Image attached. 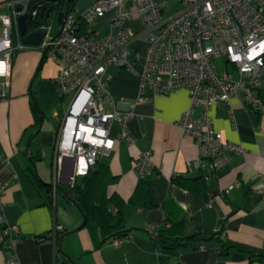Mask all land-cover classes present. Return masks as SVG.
Masks as SVG:
<instances>
[{"label":"crops","instance_id":"obj_1","mask_svg":"<svg viewBox=\"0 0 264 264\" xmlns=\"http://www.w3.org/2000/svg\"><path fill=\"white\" fill-rule=\"evenodd\" d=\"M94 1L77 0L75 9ZM111 18L109 11L88 28L105 31ZM123 25L133 36L130 51L142 52L146 43L140 38L141 20L135 16ZM60 26L53 23L54 30ZM29 57L27 53L16 54L9 83L0 80V212L19 227L22 241L16 254L21 264H60L68 259L73 264H264L260 258H264V112L247 108L238 99L210 109L215 128L226 140L245 149L212 172L197 140L176 125L190 105L188 90L177 89L166 95H156L151 90L142 93L136 73L109 65L111 98L106 106L133 111L127 126L135 142L119 141L105 158L116 176L107 193L125 201L122 214L126 226L133 230L118 243L115 238L104 241L100 228L82 226L86 219L76 204L58 207V192L68 198L58 187L69 184L61 182L54 188L55 143L68 107L63 115L57 110L52 113L56 127L50 124L49 113L58 106V98L62 103L67 99L70 103V98L60 95L54 83L57 63L52 76L43 69L45 61L35 72ZM260 93L264 98V78ZM35 105L44 116L39 127L35 126ZM118 131L119 125L115 124L112 135ZM33 133L36 135L30 138ZM144 150L152 151L156 167L149 180L138 179L133 171L134 159ZM33 160L39 176L53 187L52 205L45 202L25 170ZM179 178H202L207 188L192 190L173 180ZM149 190L152 206L146 202ZM168 201L184 217L187 234L223 231L222 238L231 246L229 252L222 255L217 241L198 249L161 247L150 233H155L165 220L164 204ZM68 210H72L71 216ZM111 210L117 211L113 206ZM56 224L62 230L50 235ZM3 226L0 224V230ZM44 235L48 237L36 238ZM57 238L61 252H57ZM6 256L7 252L0 249V264Z\"/></svg>","mask_w":264,"mask_h":264},{"label":"built area","instance_id":"obj_2","mask_svg":"<svg viewBox=\"0 0 264 264\" xmlns=\"http://www.w3.org/2000/svg\"><path fill=\"white\" fill-rule=\"evenodd\" d=\"M32 1L0 2V80L9 83L17 52L32 46L44 50L46 57L57 63L53 80L70 103L57 131L55 189L61 182L73 186L96 168L99 159L109 156L119 141L135 142L127 126L133 111L106 106L111 98L107 72L111 64L136 73L142 93L151 90L166 95L188 90L190 105L176 125L197 140L212 172L245 152L215 128L210 109L238 99L245 107L264 112L260 93L264 0H180L181 8L173 13L168 10L170 0H95L90 6L66 12L58 31L52 23L34 29L44 31V36L38 45H28L23 42L18 19L28 13L34 19L38 8H30ZM109 11L112 18L107 30L88 28ZM135 16L143 24L140 38L146 47L132 53L129 45L133 36L123 23ZM82 22L87 24L85 32L79 30ZM219 58L225 60L222 70L216 65ZM115 124L119 131L113 136ZM133 171L140 180L155 175L151 150L140 152L133 161ZM0 224L4 225L0 249L7 252L1 264H21L16 254L22 241L18 225L9 223L2 212ZM60 230L62 226L56 224L50 235ZM120 240L114 239L117 243Z\"/></svg>","mask_w":264,"mask_h":264},{"label":"trees","instance_id":"obj_3","mask_svg":"<svg viewBox=\"0 0 264 264\" xmlns=\"http://www.w3.org/2000/svg\"><path fill=\"white\" fill-rule=\"evenodd\" d=\"M76 1L77 0H56L52 2L51 0H33L30 8L33 9L34 6L37 5L38 13L29 23L28 32L47 23L53 24L57 22V25H61L65 13L75 9ZM50 8L53 9L50 11ZM79 30L80 32L87 31V24L82 22ZM46 58V54H44L42 62H44ZM35 108V126L39 127L42 123L43 113L36 105ZM35 135L36 133H33L30 138ZM25 170L31 181L37 186L41 195L45 198V202L52 205L54 202L53 187L50 183L43 181L39 176L34 160L25 167ZM115 180L116 176L112 174L108 161L102 158L97 162L96 168L90 170L81 181L76 182L73 186L61 185L62 189L67 191L72 197V201L67 198L68 202L76 204L86 219L82 226L100 228L105 236L104 241L110 238L122 239L129 236L130 232L133 230V228H128L126 226L122 214L125 201L116 194L109 196L107 193L108 185L115 182ZM173 180L196 191L207 188L202 178H179ZM146 202L147 205H153L151 191L149 192ZM111 206L117 209L116 213L111 210ZM164 210L166 212L165 220L155 233H150L151 237L161 247L170 250H181L185 247L198 249L211 242L217 241L220 244V253L222 255L227 254L231 249V246L221 236L223 231L208 235L203 233L187 234L185 219L180 216L179 210L169 201L164 204ZM47 237L48 235H44L37 236L36 238L41 240ZM58 238L57 252H61ZM260 258L264 260L262 256H260ZM60 264H73V261L68 259V261Z\"/></svg>","mask_w":264,"mask_h":264},{"label":"rangeland","instance_id":"obj_4","mask_svg":"<svg viewBox=\"0 0 264 264\" xmlns=\"http://www.w3.org/2000/svg\"><path fill=\"white\" fill-rule=\"evenodd\" d=\"M181 8V4H180V0H170V6L168 7V10L170 13H173L177 10H179ZM167 10V11H168ZM52 19V18H51ZM57 24V22H56ZM29 54V61L33 63L34 66V70L36 72L37 68L39 67L40 63L42 62V59L44 57V50L36 47V46H32L30 48H26V49H22L20 51L17 52V54ZM224 58H219L216 60V65L217 67L222 70L225 67V62H224ZM56 64L55 62L50 59L49 57H47L45 59V64H44V71H48L51 73V75L53 76L55 74L56 71ZM69 100H65L63 103L62 101L58 98V101H56V105H58L57 107H52V112L49 113V116L51 117L50 119V124L53 127L57 126V121L54 119V117L52 116L54 110H57L58 112H60L61 115H63L66 111V108L69 105ZM57 204L59 209H64V208H68L70 206L69 202L67 201V199H65L60 192L57 193ZM68 216H71L72 214V210H68L67 212Z\"/></svg>","mask_w":264,"mask_h":264},{"label":"water","instance_id":"obj_5","mask_svg":"<svg viewBox=\"0 0 264 264\" xmlns=\"http://www.w3.org/2000/svg\"><path fill=\"white\" fill-rule=\"evenodd\" d=\"M51 1L55 2L56 0H51ZM52 9L53 8H50V11ZM49 14H50V12H49ZM32 20H33L32 14L28 13V14H24V15L20 16L18 19L19 29H20V33L24 36L23 37L24 43H26L28 45H38L44 36V31L35 30V31H31L30 33H28V25ZM42 119H44V116H42ZM29 147H30V142L26 146L27 151L29 150ZM58 189L61 190L65 195H67V197L72 201V197L68 194L67 191L63 190L61 186H59ZM62 238H61V240H62ZM60 248H61V246H60Z\"/></svg>","mask_w":264,"mask_h":264}]
</instances>
